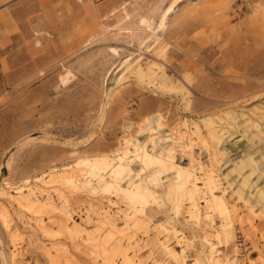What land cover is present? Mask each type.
<instances>
[{
    "label": "rangeland",
    "instance_id": "374dc122",
    "mask_svg": "<svg viewBox=\"0 0 264 264\" xmlns=\"http://www.w3.org/2000/svg\"><path fill=\"white\" fill-rule=\"evenodd\" d=\"M144 149L136 199L80 163ZM211 263L264 264V0H0V264Z\"/></svg>",
    "mask_w": 264,
    "mask_h": 264
},
{
    "label": "bare ground",
    "instance_id": "6f19581e",
    "mask_svg": "<svg viewBox=\"0 0 264 264\" xmlns=\"http://www.w3.org/2000/svg\"><path fill=\"white\" fill-rule=\"evenodd\" d=\"M170 9H172V5L169 6L168 9L165 11L164 15L161 16L160 23L156 27L157 29L163 28L164 22H165V15L167 11ZM152 20L142 19L141 23L144 24V26H146L145 28L151 30L152 32L151 34L157 35L158 32L156 33L157 30L154 29ZM72 76H73V73L70 70H67L63 76V80H70ZM141 154L138 151L136 153V158H133L129 156V151H124V152L118 153L116 157L114 158L97 157L95 159H83L80 161V163L85 165L86 167L88 182H97V184L99 186H102L104 190H109L113 185L118 184L121 190L127 196H129L131 199H136V197L142 196V193H141L142 191H141V187L137 184V182L134 180V177H133V174L136 172L134 165L137 162H141V164L148 165L149 163L156 161V158L154 157V155L146 149H144ZM173 162H172V165L173 167H175ZM185 174H186V177L184 178L183 176ZM177 176H178V179L180 180V184L184 187V191H186L184 192L185 196H188L192 200L191 207L189 209L192 218L197 219V221H200L204 216L207 217L210 215L209 210L202 208L200 206V203H198V201L195 202V199H196L195 196L200 194V192L202 191L204 192L205 190L204 186H207L210 189L212 196L218 199V201L220 202V207L224 209L225 211H227L225 200L222 196H219L216 194L213 181L206 182L204 183V186H200L199 181H198L199 176L194 168H186L185 170L178 168ZM76 177L77 176H75L74 174H66L63 176V182L66 185L76 186L77 181H78ZM124 179H127V183H128L127 187H124L122 185V181ZM43 182L45 184V181ZM244 184L245 185L249 184L248 178L244 179ZM17 192L20 194V197L16 196L15 198L13 196L11 197V200L14 202H17L21 207H25L26 206L25 202H27L29 198L22 196V192H23L22 189H18ZM31 194L34 195V199L36 201H39L38 200L39 197L34 191ZM162 245H165L166 249H169L171 251V247L169 246L168 243L163 242ZM211 264H214V263H211Z\"/></svg>",
    "mask_w": 264,
    "mask_h": 264
}]
</instances>
